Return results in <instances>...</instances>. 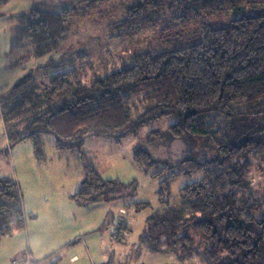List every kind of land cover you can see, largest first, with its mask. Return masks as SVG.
Here are the masks:
<instances>
[{
  "label": "trees",
  "instance_id": "1",
  "mask_svg": "<svg viewBox=\"0 0 264 264\" xmlns=\"http://www.w3.org/2000/svg\"><path fill=\"white\" fill-rule=\"evenodd\" d=\"M8 2L0 0V7ZM246 9L259 11L236 17L225 27L202 24L197 43L138 54L129 65L96 77L90 85L82 84L74 67L66 69L65 57L45 66L53 74L40 81L25 76L2 96L9 145L29 141L36 160L44 163L41 135L52 134L58 151L78 147L84 163L82 141L67 145L81 133L120 143L134 134L133 126L171 120L165 131L148 136L159 142L158 149L146 151L139 145L135 151L142 168L156 169L152 177L170 172L159 189L167 208L149 218L141 246L173 253L184 262L196 249L192 231L204 245L205 264H264L263 204L244 192L255 161H264V0H146L122 8L114 36L146 35L168 13L186 28L203 16L221 18ZM72 12L55 13L41 5L21 14L11 46H33L37 56L56 50L70 28ZM84 168L85 179L71 196L76 203L121 195V183L103 179L89 164ZM197 173L201 179L180 189L181 204L169 206V181ZM148 208V203L136 205L137 211ZM27 218L36 216L25 214L18 182L0 177L1 236L26 230ZM118 229L124 231L115 234L120 243L129 230L125 225Z\"/></svg>",
  "mask_w": 264,
  "mask_h": 264
},
{
  "label": "rangeland",
  "instance_id": "2",
  "mask_svg": "<svg viewBox=\"0 0 264 264\" xmlns=\"http://www.w3.org/2000/svg\"><path fill=\"white\" fill-rule=\"evenodd\" d=\"M146 0H9L0 7V177L13 176L14 169L20 176V193L27 218L26 230L11 236L0 234V264H205L204 245L195 239L193 255L182 262L173 253H154L141 246L140 238L148 231L149 218L167 208L160 200V183L170 172L152 177L135 160L136 148L148 151L158 149L157 140L148 138L150 133L165 131L171 120H161L140 129L133 126L134 134H128L120 143L99 136L83 133L67 145L83 143L85 162L105 180H115L124 187L121 195L109 201L76 203L71 196L85 179V168L79 159L80 148L58 151L56 138L42 134L46 163H39L32 144L24 141L10 146L9 125L1 110L3 95L25 76L36 80L44 78L45 66L62 60L66 69L79 71L83 85H90L96 78H103L129 65L133 57L152 51H167L186 47L199 41L202 24L225 27L242 15H252L259 10L246 9L243 14L228 13L221 18L203 16L189 23L186 28L178 25L175 16L168 13L153 31L136 38L114 36L117 19L122 8ZM48 6L60 13H71L70 28L60 46L42 56H37L33 46H11L18 16L37 6ZM125 14V11H124ZM86 55L87 58H80ZM45 67V68H43ZM17 148V149H15ZM21 148V149H20ZM20 151V152H19ZM163 164V163H161ZM202 178V173L180 176L169 181L165 197L169 206L182 202L180 189ZM246 195L260 198L264 210V161H255ZM148 203L150 208L137 211L136 205ZM260 216L259 213H256ZM121 225V226H120ZM125 225L129 233L117 243L115 234Z\"/></svg>",
  "mask_w": 264,
  "mask_h": 264
},
{
  "label": "crops",
  "instance_id": "3",
  "mask_svg": "<svg viewBox=\"0 0 264 264\" xmlns=\"http://www.w3.org/2000/svg\"><path fill=\"white\" fill-rule=\"evenodd\" d=\"M15 149H17V148H15ZM20 149H21V148H20ZM19 152H20V151H19ZM45 163H46V161H45ZM12 172H14V175H13V176H10V177H13V178L18 182V184H19V186H20V183H19V181H20V176H19L17 170L14 169ZM80 186H81V185H80ZM80 186H79V188H80ZM20 187H21V186H20ZM79 188H78V190H79ZM78 190H77V191H78ZM77 191H76V192H77ZM76 192H75V193H76ZM75 193H74V194H75ZM25 210H26V208L24 207V211H25ZM25 214H26V213H25Z\"/></svg>",
  "mask_w": 264,
  "mask_h": 264
}]
</instances>
